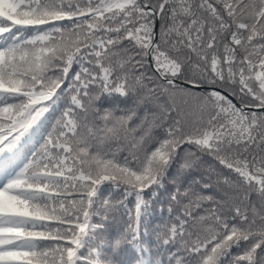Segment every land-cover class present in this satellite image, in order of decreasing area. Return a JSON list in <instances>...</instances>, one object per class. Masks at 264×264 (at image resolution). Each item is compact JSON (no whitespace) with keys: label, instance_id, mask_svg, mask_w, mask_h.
I'll list each match as a JSON object with an SVG mask.
<instances>
[{"label":"snow or ice","instance_id":"snow-or-ice-1","mask_svg":"<svg viewBox=\"0 0 264 264\" xmlns=\"http://www.w3.org/2000/svg\"><path fill=\"white\" fill-rule=\"evenodd\" d=\"M0 264H264V0H0Z\"/></svg>","mask_w":264,"mask_h":264},{"label":"trees","instance_id":"trees-1","mask_svg":"<svg viewBox=\"0 0 264 264\" xmlns=\"http://www.w3.org/2000/svg\"><path fill=\"white\" fill-rule=\"evenodd\" d=\"M105 107H109L108 103H105L104 105ZM59 113L58 112H52L49 114V120L46 122L48 123V125L50 126L52 123H54V117L57 116ZM50 130V128H49ZM37 139H40V137L38 136ZM35 143V141L33 142ZM204 161L206 165H212L214 167H218V165L216 164V162L208 156L204 157ZM227 173V170H225V174ZM175 174V168H173L172 170H170L169 173V179L171 178L172 175ZM172 185L170 183H167L165 185V188L161 189L159 192V196L158 198L152 203V216L150 217L151 222H152V227L153 228H157V226H159V230L161 231V233H163L164 231H166L167 229L164 227L165 224L167 223V193L168 191H171ZM103 190V195L104 197H108L109 196V191L106 190L107 189V185L104 186ZM215 189H209L207 190L209 193L213 192ZM151 191V190H149ZM121 198V192L120 191H113L111 193V200L112 201H118ZM253 200L256 199L255 195H253L252 197ZM131 207V204L129 205ZM163 208L164 211L163 213H161L160 209ZM120 211L122 210H118V211H114V212H109L108 213V219L106 221H103L104 226H105V233H114L115 230L120 227H123V224L121 223V215H120ZM249 215L251 216V213H249ZM126 219V217L124 218ZM94 222L100 223V219L98 217H94L93 218ZM155 237L153 236V239ZM153 250H155V246H153Z\"/></svg>","mask_w":264,"mask_h":264}]
</instances>
